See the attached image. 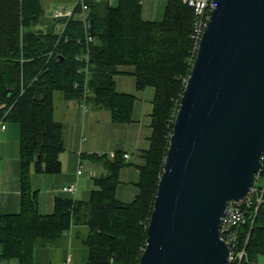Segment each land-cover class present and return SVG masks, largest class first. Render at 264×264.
Returning <instances> with one entry per match:
<instances>
[{"label":"trees","instance_id":"trees-1","mask_svg":"<svg viewBox=\"0 0 264 264\" xmlns=\"http://www.w3.org/2000/svg\"><path fill=\"white\" fill-rule=\"evenodd\" d=\"M103 2H88L93 41L86 45L79 41L77 19L59 38L65 20L45 22L40 0H0V122L19 130L20 195L19 211L0 215V264H36L34 249L54 245L73 226L86 231L85 264H138L145 247L172 123L190 74L194 12L185 0H167L161 21H145L140 0ZM85 53L86 82L78 58ZM118 74L132 76L137 91L153 89L151 135L138 166L137 195L128 204L115 198L119 173L130 165L120 150L112 159L91 155L102 161L104 173L92 180L88 200L56 199L53 213L40 215L30 175L61 172L63 124L54 119L55 93L67 101H93L112 123L129 124L136 97L116 91ZM259 169L253 186L263 190V202L248 211L239 229L237 249L244 250V258L228 264H257L264 257V159Z\"/></svg>","mask_w":264,"mask_h":264},{"label":"water","instance_id":"water-1","mask_svg":"<svg viewBox=\"0 0 264 264\" xmlns=\"http://www.w3.org/2000/svg\"><path fill=\"white\" fill-rule=\"evenodd\" d=\"M138 264H227L220 225L264 153V0H212Z\"/></svg>","mask_w":264,"mask_h":264},{"label":"crops","instance_id":"crops-1","mask_svg":"<svg viewBox=\"0 0 264 264\" xmlns=\"http://www.w3.org/2000/svg\"><path fill=\"white\" fill-rule=\"evenodd\" d=\"M167 0H141L142 19L161 21ZM68 1H61V7L68 8ZM49 17V16H48ZM50 18V17H49ZM118 93L134 95L132 122L116 124L102 108L88 110L87 104L73 100L59 101L55 105L54 119L63 124V152L59 155L61 172L55 175L31 174L30 187L37 193V209L40 215H50L56 199L86 201L92 188V180L104 173L102 161L89 156H107L112 159L115 151L127 154L124 159L128 166L119 173L120 183L115 191L117 201L128 204L137 195L138 166L143 164L142 155L149 148L151 135L150 117L153 89L148 87L137 91L134 78L127 74L115 77ZM82 170L78 174V170ZM76 186L75 194L65 193L62 188ZM19 130L15 124L6 123L0 131V215L15 214L19 211ZM78 236L79 230L76 228ZM69 236L73 237L71 229ZM65 237L54 245L39 246L34 249L33 260L36 264H85L87 252L81 254L66 249ZM56 245V246H55ZM12 264V263H9Z\"/></svg>","mask_w":264,"mask_h":264},{"label":"built area","instance_id":"built-area-1","mask_svg":"<svg viewBox=\"0 0 264 264\" xmlns=\"http://www.w3.org/2000/svg\"><path fill=\"white\" fill-rule=\"evenodd\" d=\"M103 1L105 0H74L72 7L68 10L59 9V8L51 9L50 15H49L50 18L54 20H57V19L65 20V22L61 25V30L59 32V38L62 36L67 26V23L70 20L77 19L81 25L82 33H83L82 34L83 41L81 40L79 41L86 45L91 43L93 41V38L89 34L91 25H90V10H89L88 2L99 3ZM107 1L111 3L114 0H107ZM185 2L190 8L193 9V12H194L193 27H192V32L190 35V39L192 41V47H193V51H192L193 58L191 60V63H192L194 56H195V52L197 50L199 40L203 33L204 26L206 22L208 21L209 12L213 7V3H212V0H185ZM66 41H67V38L65 39V42ZM78 58L84 62L82 71L85 74L84 81L86 82L89 78L88 54L85 53L84 55ZM85 82H84V88H85ZM87 93L88 91H85V94ZM81 103H83V109L85 110L84 102H81ZM4 129H5V124L1 123L0 131H3ZM128 157L129 156L127 154L123 155L124 159H128ZM263 159L264 157L262 156L260 162ZM260 171L261 169H259L258 173L255 175L253 184L256 181H258L257 177L260 174ZM78 174H80V170H78ZM62 191L65 193L75 194L76 186L75 185L65 186L62 188ZM262 202H263V190L262 191L259 190L258 185L257 186L252 185L247 196L245 197L243 201L228 203V207L224 213V216L221 220V225H220V237L225 242L227 247L229 248V256H228L227 264L229 262L235 261L236 259L242 260L244 258L245 256L244 250L239 251L237 249L239 229L242 228L246 224V220L248 217V211H250L253 206H256V208H258Z\"/></svg>","mask_w":264,"mask_h":264},{"label":"rangeland","instance_id":"rangeland-1","mask_svg":"<svg viewBox=\"0 0 264 264\" xmlns=\"http://www.w3.org/2000/svg\"><path fill=\"white\" fill-rule=\"evenodd\" d=\"M40 1H41V5L43 6V8H47V7H61V8H63L61 6L62 5L61 4L62 0H40ZM65 1L69 2V3H67L68 4L67 5L68 8H64V9L68 10V9H70L72 7V4L74 3V0H65ZM101 3L102 4H100V6H102L104 2H101ZM50 9H52V8H49V9L46 10L47 13H48V10H50ZM48 16L49 15H45V19H44L45 22L55 21L54 19L49 18ZM192 51H193V47H191V50H190V53H191L190 61L193 58ZM62 99H63V95L61 93H59V92L55 93V96H54L55 105H57L59 103V101H61ZM87 107H88V110H89V108H90V110H93V111L97 110V106H96V104L93 101H88ZM102 110L107 115V110H105V109H102ZM1 123L2 122H0V124ZM80 172H82L81 168H80ZM71 229L74 230V233H73V237L72 238H71V236H69V233H68V236L65 238L64 244L66 245V249L74 250L75 252H77L79 254H81V252L82 253L84 252V254H85V252H87V250H86V248L84 247V245L82 244L81 241H82V239H84V237H85L84 235L86 234V231H84V233H83L81 230H79V234L77 236L76 235L75 226H73V228H71ZM257 264H264V257L263 256H260L258 258Z\"/></svg>","mask_w":264,"mask_h":264},{"label":"bare ground","instance_id":"bare-ground-1","mask_svg":"<svg viewBox=\"0 0 264 264\" xmlns=\"http://www.w3.org/2000/svg\"><path fill=\"white\" fill-rule=\"evenodd\" d=\"M38 4H39V2H38ZM41 5V4H40ZM41 16H42V14H41ZM41 18V17H40ZM39 19V18H38ZM29 26V25H28ZM32 26V25H31ZM47 28V27H46ZM49 30V29H48ZM35 32V31H34ZM49 35V34H48ZM51 35V34H50ZM22 36V35H21ZM45 36V35H44ZM57 36V35H56ZM41 39V38H40ZM23 40V39H22ZM53 40V39H52ZM37 41V40H36ZM33 47V46H32ZM52 47V46H51ZM56 49V48H55ZM56 51V50H55ZM27 62V61H26Z\"/></svg>","mask_w":264,"mask_h":264}]
</instances>
